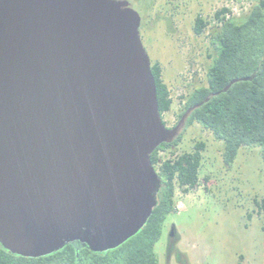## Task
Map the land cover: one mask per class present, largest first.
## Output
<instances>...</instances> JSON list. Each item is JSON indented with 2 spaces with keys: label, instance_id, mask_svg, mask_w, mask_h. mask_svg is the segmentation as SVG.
Returning <instances> with one entry per match:
<instances>
[{
  "label": "water",
  "instance_id": "water-1",
  "mask_svg": "<svg viewBox=\"0 0 264 264\" xmlns=\"http://www.w3.org/2000/svg\"><path fill=\"white\" fill-rule=\"evenodd\" d=\"M141 23L126 0H0V246L10 253L41 258L70 243L103 253L152 216L151 156L202 104L166 127Z\"/></svg>",
  "mask_w": 264,
  "mask_h": 264
},
{
  "label": "rangeland",
  "instance_id": "rangeland-1",
  "mask_svg": "<svg viewBox=\"0 0 264 264\" xmlns=\"http://www.w3.org/2000/svg\"><path fill=\"white\" fill-rule=\"evenodd\" d=\"M126 1L141 16L144 48L151 63L161 65L163 81L170 90L173 105L162 119L171 129L179 122L187 97L207 85L213 56L207 37L216 26L215 14L236 7L241 12L234 17L243 18L256 0ZM197 17L206 22L200 35L194 32ZM198 143L205 145L199 184L187 193L177 188L176 213L168 217L155 247L159 264H264L262 149L241 148L229 167L223 161V142L194 124L176 148L158 155L166 159L192 153ZM172 226L176 239L170 253Z\"/></svg>",
  "mask_w": 264,
  "mask_h": 264
},
{
  "label": "trees",
  "instance_id": "trees-1",
  "mask_svg": "<svg viewBox=\"0 0 264 264\" xmlns=\"http://www.w3.org/2000/svg\"><path fill=\"white\" fill-rule=\"evenodd\" d=\"M227 8L215 14V27L208 35L212 63L207 70V85L195 89L184 105L181 117L191 107L202 104L188 118L183 132L170 144H162L151 156L160 187L157 206L141 231L120 247L103 253L70 243L59 252L41 258L14 255L0 246V264H159L155 251L168 217L176 213L177 188L190 192L199 184L203 143L192 153L160 159L159 151L176 148L183 133L194 124L210 131L223 142L224 164L231 166L241 148H261L264 161V0H256L243 18H226ZM206 22L196 18L194 32H204ZM161 117L173 105L159 63L152 64ZM237 80L226 92L223 90ZM210 98L208 102H205ZM180 121V120H179ZM165 124V122H164ZM166 125V124H165ZM264 211V198L261 201ZM169 250H174L173 244Z\"/></svg>",
  "mask_w": 264,
  "mask_h": 264
},
{
  "label": "built area",
  "instance_id": "built-area-1",
  "mask_svg": "<svg viewBox=\"0 0 264 264\" xmlns=\"http://www.w3.org/2000/svg\"><path fill=\"white\" fill-rule=\"evenodd\" d=\"M227 9H228V12L225 14L227 19H229L230 17H234L235 15H237L241 12V10L238 11V9L236 7H227Z\"/></svg>",
  "mask_w": 264,
  "mask_h": 264
},
{
  "label": "flooded vegetation",
  "instance_id": "flooded-vegetation-1",
  "mask_svg": "<svg viewBox=\"0 0 264 264\" xmlns=\"http://www.w3.org/2000/svg\"><path fill=\"white\" fill-rule=\"evenodd\" d=\"M178 124V123H177ZM176 124V125H177ZM176 125L173 127V128H175L176 127ZM173 128H171V129H173ZM170 236H171V240H170V246H169V250L171 249L170 247H171V245L173 244V241H175V239H176V229H175V227L174 226H172L171 227V229H170ZM174 246V245H173ZM174 250H171V252H173ZM170 252V251H169Z\"/></svg>",
  "mask_w": 264,
  "mask_h": 264
}]
</instances>
